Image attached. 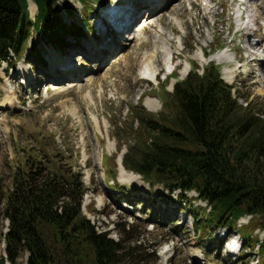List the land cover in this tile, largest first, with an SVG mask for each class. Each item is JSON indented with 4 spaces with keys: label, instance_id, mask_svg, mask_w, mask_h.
I'll return each mask as SVG.
<instances>
[{
    "label": "rangeland",
    "instance_id": "1",
    "mask_svg": "<svg viewBox=\"0 0 264 264\" xmlns=\"http://www.w3.org/2000/svg\"><path fill=\"white\" fill-rule=\"evenodd\" d=\"M167 1L169 5L160 14L155 13L154 26L136 35L121 33L116 40L106 37V56L98 58L102 51L92 49L96 46L93 39L100 38L91 30L94 36L84 31L83 39L68 34L64 49L44 44L40 35L34 34L44 60L20 59L14 67L0 63V195L12 189L14 174L19 168L26 170L30 161L39 162L44 168L53 164L58 174L74 172L81 176L86 189L81 210L96 230L108 233L114 240L123 236L134 242L139 236L137 244L141 242V249L137 254L147 264H261L264 254L257 250L255 242L263 232L258 227L255 230L257 218L247 224V217L240 218L235 230L230 229L224 236L218 226H203V219L196 232L192 216L200 217V209L204 213L206 210L204 202L194 199L195 192H189L186 201L174 202L171 199L176 192L168 193L160 185L150 187L139 175L137 178L121 167L120 156L133 146L134 132L140 130L131 108L141 104L153 116L172 114L174 108L166 106V102L175 81L186 75V67L187 72L195 65L201 70L212 61L220 67L223 80L235 85L234 94L239 92L240 103L248 100L264 111V66L260 67L258 61L248 62L251 59L247 55L254 50L245 48L246 40L234 33L235 0H212L213 11L204 9L203 0ZM105 3L57 0L67 23L75 20L82 26V13L88 12L87 22L89 26L94 24L96 30H102L97 13ZM64 6H71L73 11L67 13ZM257 6L263 7L264 0ZM28 10L34 21L37 8L33 0H28ZM251 11L264 24V11L259 7ZM139 22L136 18L132 25L140 29L144 22ZM133 36L136 38L132 40ZM34 39L29 42L33 44ZM155 50L164 53L159 51L152 58ZM29 51L26 48V55ZM222 52L228 53L229 60L214 57ZM254 52L262 53L261 49ZM54 54L68 58L67 62L61 58L67 67L64 72L53 63ZM205 54L209 56L203 58ZM169 57L173 70L172 66L167 70L162 63L163 58ZM19 69L22 71L17 73ZM229 70L235 74L231 82L226 80ZM170 71L172 74L168 75ZM149 72H156V80L143 78ZM59 73L61 77L57 76ZM148 97H155L159 108L150 110ZM114 165L116 175L112 171ZM170 205L180 209L170 211ZM6 223H0L2 232L7 230ZM123 225L129 230L126 234L122 233ZM235 232L253 239L248 242L240 237L244 244L239 253L229 252V243L225 245L227 237ZM147 243L152 249L145 248ZM27 258L28 253L22 251L14 264H25Z\"/></svg>",
    "mask_w": 264,
    "mask_h": 264
},
{
    "label": "trees",
    "instance_id": "2",
    "mask_svg": "<svg viewBox=\"0 0 264 264\" xmlns=\"http://www.w3.org/2000/svg\"><path fill=\"white\" fill-rule=\"evenodd\" d=\"M33 1L34 21L27 0H0V62L5 60L10 67L20 58L44 60L34 33L44 44L61 49L68 34L84 33L78 22L63 19L57 0ZM64 9L73 11L71 6ZM87 19L88 12L82 13L80 23L89 27ZM30 37L33 44L25 56ZM235 91V85L222 79L217 64L208 62L201 70L195 65L174 83L173 102H166L173 106L172 114L153 116L141 104L131 108L140 130H135V142L121 163L150 187L177 190L180 200L186 201L187 193L194 191L195 198L206 203V213L192 216L196 232L203 219L206 227L234 229L242 216L257 218L255 230L263 231V238L255 239V245L264 254V111L248 100L240 103ZM38 163L19 168L12 189L0 195V223L8 221L5 233L0 226V241L5 242L10 264L22 251L28 253L26 264H147L137 254L139 236L134 242L123 236L114 240L91 224L81 210L86 189L80 175L58 174L53 164L44 168ZM112 171L116 175V165ZM122 229L123 234L129 232L124 225ZM243 239L253 240L251 235Z\"/></svg>",
    "mask_w": 264,
    "mask_h": 264
},
{
    "label": "bare ground",
    "instance_id": "3",
    "mask_svg": "<svg viewBox=\"0 0 264 264\" xmlns=\"http://www.w3.org/2000/svg\"><path fill=\"white\" fill-rule=\"evenodd\" d=\"M129 1V0H128ZM206 2V5H205V7H206V9H211L212 7H211V5L212 4H210V2H209V0H203V2ZM259 1H261V0H253V1H250V5H251V9L250 10H248L249 11V15H250V12H252L251 10H254L255 9V7H259L260 9H262V11H264V6L263 7H261V6H257V4H258V2ZM133 2H134V4H133V6L129 9V10H127V14H128V21L125 23V24H122V23H124V20H118V22L121 24V27H120V29H117L116 31H115V33H114V35L112 36V37H118V35L119 34H121V33H123V35L125 34V33H129L130 34V32L131 33H133V35L135 34L136 35V33H138V31H140V30H142V29H144V28H147L148 26H150L148 23H150V22H152L153 21V19L155 18V13H156V15H157V12H162L165 8H166V6L167 5H169L168 3H169V1H167V0H159L155 5H154V7L153 8H150L148 11H149V16H148V18H147V20H145L144 21V23H142L143 25H141V27H140V29H135L134 30V32H132L133 31V27H132V25L129 23V21L130 20H132V19H135L134 18V12H135V10H136V8L138 9L137 10V12H136V14H140L142 11H143V9L146 7V4H148V3H146L147 2V0H133ZM33 3V2H32ZM117 3V2H116ZM221 3V2H220ZM203 4V3H202ZM222 4V3H221ZM199 5V4H198ZM162 8H164L163 10H162ZM242 8H244V9H246L247 8V6H243V7H241L240 6V4H236V10H235V16H236V19H237V17L239 16V14H240V12L242 11ZM212 10V9H211ZM213 11V10H212ZM215 11V10H214ZM160 12H159V14H160ZM173 12H175V9L173 10ZM216 12V11H215ZM256 13V12H255ZM176 15V14H175ZM254 16H255V19H254V21H255V23H257V19H258V17L256 16V14H253ZM120 18V17H119ZM175 19L177 20V21H180L178 18H177V16H175ZM261 19V18H260ZM148 20H150V21H148ZM162 20V19H161ZM263 20V19H262ZM140 22H142V19H140ZM139 22V23H140ZM147 23V24H146ZM106 28H103V31L105 30ZM248 31L249 32H251V33H254V34H256L257 36H258V45H264V34H262L261 33V29H260V27L259 26H256V28H254V29H252V28H250V29H248ZM244 32H246V31H244ZM101 33V32H100ZM107 33H109V32H107ZM100 35H102V33L100 34ZM136 38V36H133L131 39L133 40V39H135ZM105 40L106 39H104L103 40V42H105ZM93 42H95V45L96 46H98V43L97 42H99V40L96 42L95 40H93ZM127 42V41H126ZM127 44V43H126ZM95 46V47H96ZM111 46V45H110ZM127 46V45H126ZM115 48V47H114ZM100 48L99 47H97V50H99ZM104 49H108V48H106V47H104V48H102V55H104V56H106V53H108V52H104L105 50ZM109 50V49H108ZM160 51V52H159ZM255 51V50H254ZM254 51L252 52V54L254 53ZM158 52L159 53H164V51H162V50H155V51H153V55L151 56L152 58H155V57H157L158 56ZM104 53V54H103ZM258 53V52H257ZM263 53H264V51L262 52V56H263ZM228 53H225V52H222V53H219V54H217V55H215L214 57L215 58H218V60H220V61H227V60H229V58H230V56L228 55ZM161 55V54H160ZM199 56L201 57L202 56V54L200 55L199 54ZM262 56H256V55H254L252 58H251V60H249L248 62H251V61H253V62H255V61H258V63L257 64H260L261 66L260 67H262V65L264 66V58L262 57ZM150 57V58H151ZM204 57V56H203ZM164 59V62H162V63H164V67L165 68H167V70H169V68H171V66H172V64H171V58L169 57V58H167V59H165V58H163ZM163 59H162V61H163ZM74 60V59H73ZM158 60H159V58H158ZM159 62V61H158ZM54 64H56V62L54 61L53 62ZM172 68H173V66H172ZM171 68V69H172ZM22 71V69L20 70H18V72L17 73H19V72H21ZM168 72V71H167ZM186 72H187V67L184 69V71H183V75H185L186 74ZM227 73V75H226V80L228 81V82H231L232 81V79H233V77H234V72L233 71H231V70H229L228 72H226ZM263 74V73H262ZM261 74V75H262ZM146 76L145 77H143V78H150V79H152V81H154V80H156V72L154 73V72H149V73H147V74H145ZM12 99V98H11ZM144 103V102H143ZM146 103H147V107H149V109L150 110H156L157 108H159V102L155 99V97L154 98H151V97H148L147 99H146ZM100 161V160H99ZM121 167L123 168V164H121ZM125 171H127V170H125ZM124 171V172H125ZM128 172V171H127ZM129 173H132L133 175H135L137 178H138V175H136L135 173H133V172H129ZM134 179V178H133ZM132 178H131V180H133ZM133 182H134V180H133ZM140 182V181H139ZM226 245V244H225ZM229 248H230V250H229V252H231V253H233L234 252V248H235V244L234 243H229ZM221 249L223 250V247H221Z\"/></svg>",
    "mask_w": 264,
    "mask_h": 264
}]
</instances>
